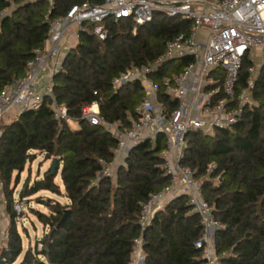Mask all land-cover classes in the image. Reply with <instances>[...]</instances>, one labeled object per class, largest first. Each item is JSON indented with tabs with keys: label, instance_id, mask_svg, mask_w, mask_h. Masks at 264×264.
<instances>
[{
	"label": "trees",
	"instance_id": "trees-1",
	"mask_svg": "<svg viewBox=\"0 0 264 264\" xmlns=\"http://www.w3.org/2000/svg\"><path fill=\"white\" fill-rule=\"evenodd\" d=\"M85 2L98 5L102 0H53L48 16H63L70 7ZM47 9L46 0H0V90L24 75L33 51L44 42ZM104 25L103 41L88 32L79 34L64 56L62 71L52 78L49 96L0 127V182L8 221L6 245L0 249L2 264H13L19 256L18 264H128L140 234V204L168 184L160 169L159 154L164 149L160 136L131 148L114 179L101 176L99 161H112L115 140L102 126H90L80 115L97 101L105 123L127 127L141 89L127 84L113 92L111 81L126 68L154 60L164 43L190 24L154 14L134 33L129 19H106ZM250 66L246 58L241 61L235 93L245 87ZM50 97L65 106L77 130L64 122L57 125ZM34 153L55 160L56 166L53 171L49 166L41 178L24 179L18 201L40 191L60 196L54 182L58 176L67 204L36 198L48 214H33L47 232L37 241L40 250L35 245L22 251L12 197ZM179 164L200 179L204 200L224 226L213 234L214 253L221 264H264V65L239 122L209 134L188 133ZM210 165L213 168L207 172ZM65 211L64 221L56 227ZM202 234L198 216L189 213L184 196H177L153 215L142 232V264H200V251L193 244Z\"/></svg>",
	"mask_w": 264,
	"mask_h": 264
},
{
	"label": "built area",
	"instance_id": "built-area-1",
	"mask_svg": "<svg viewBox=\"0 0 264 264\" xmlns=\"http://www.w3.org/2000/svg\"><path fill=\"white\" fill-rule=\"evenodd\" d=\"M46 2V38L33 51L24 75L0 90V120L12 111L18 115L33 109L43 97L49 96L52 78L62 71L64 56L77 42L79 34L88 32L103 41L106 19L114 22L129 19L133 24L132 33L136 27L151 22L154 14L189 22L186 31L164 43L162 52L154 60L126 68L111 81L113 92L127 84H137L141 89L142 96L133 114L127 117V127L105 123L99 117L97 101L81 110L80 119L90 126H102L115 140L112 161L108 164L99 161L101 176L112 177L116 160L135 145L153 142L158 136L164 141V149L159 154L160 169L168 184L149 194L140 204V234L134 240L128 264L143 263L142 232L153 215L177 196L185 197L189 213L198 216L203 229L201 238L193 244L200 251V264H221L220 257L214 253L213 234L224 226L214 219L211 207L204 200L200 179L179 163L188 133L209 134L239 122L259 69L264 65V0H102L98 5L88 2L74 5L63 16L54 18L48 16L53 0ZM6 12L7 9L2 14ZM256 50L260 63L255 62ZM244 58L251 66L245 87L235 93ZM50 100L57 125L68 124L71 120L65 106L57 104L52 97ZM212 168L208 166L207 172ZM1 190L0 182V221L5 215ZM13 209L16 214L20 211L18 204ZM35 248L38 251L41 245L37 243Z\"/></svg>",
	"mask_w": 264,
	"mask_h": 264
},
{
	"label": "rangeland",
	"instance_id": "rangeland-1",
	"mask_svg": "<svg viewBox=\"0 0 264 264\" xmlns=\"http://www.w3.org/2000/svg\"><path fill=\"white\" fill-rule=\"evenodd\" d=\"M257 53L258 52L256 50L255 62L260 63L259 55H257ZM44 80L45 79L43 78L41 79L42 82ZM16 116L17 114L15 113V111H12L6 116H4L0 120V127L9 124ZM68 126L71 130L74 131L77 130L78 128L77 123L74 121H70L68 123ZM126 155L127 152L121 154V156H119V158L116 160L117 164L112 166L113 176L111 178L114 179L115 171L119 166L123 165V160L126 157ZM50 161L51 160H43V156L41 154L34 153V159L25 163L23 172L19 175L18 185L14 190V194L12 197L13 200L12 205L18 204L20 208V211L18 212V214H16V229L20 236L22 251H25L27 249H32L36 245L37 241L40 240V238L45 234V232H47V228H45L42 224H40L33 214L34 211L41 212L42 214L45 215L48 214L47 209L44 208L41 204H38L36 198H40L42 200L48 198L59 204L64 203L63 199H65V197L63 195V191H62V195L60 196H56L48 192H44L41 195L36 194L26 199H22L20 201H18L17 199V192L20 190V187L24 179L28 177L29 182L34 180L35 175L38 174L37 172H42L45 168H48L50 166ZM55 182L62 189L61 182L58 176H56ZM7 223L8 221L6 219V216L4 215V219L0 221V249L4 248L6 245L5 233H6ZM20 259L21 257L19 256L13 264H18Z\"/></svg>",
	"mask_w": 264,
	"mask_h": 264
},
{
	"label": "water",
	"instance_id": "water-1",
	"mask_svg": "<svg viewBox=\"0 0 264 264\" xmlns=\"http://www.w3.org/2000/svg\"><path fill=\"white\" fill-rule=\"evenodd\" d=\"M55 166H56V161H55V160H51V161H50V167H51V170H52V171L54 170ZM67 213H68L67 211L64 212L63 216H62L61 219L59 220V222H58V224H57L56 227H58V226L64 221V219H65ZM0 264H2V261H1V260H0Z\"/></svg>",
	"mask_w": 264,
	"mask_h": 264
},
{
	"label": "crops",
	"instance_id": "crops-1",
	"mask_svg": "<svg viewBox=\"0 0 264 264\" xmlns=\"http://www.w3.org/2000/svg\"><path fill=\"white\" fill-rule=\"evenodd\" d=\"M46 169H47V168H45L42 172H37L38 174L36 173L37 175H35L34 178H35V179L41 178L42 173H43ZM34 178H33V179H34ZM58 178H59V177H58ZM35 179H34V180H35ZM54 182H55V180H54ZM55 184L59 187V190H60L61 195H62V191H63V190L60 188V186H59L56 182H55ZM61 187H62V186H61ZM44 192H46V191H40V192L37 193V194H40V195H41V194L44 193ZM63 200H64V203H63V204H67L66 199H63Z\"/></svg>",
	"mask_w": 264,
	"mask_h": 264
}]
</instances>
